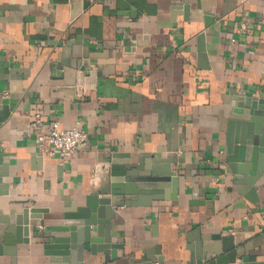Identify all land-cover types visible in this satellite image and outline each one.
<instances>
[{"label":"crops","instance_id":"obj_1","mask_svg":"<svg viewBox=\"0 0 264 264\" xmlns=\"http://www.w3.org/2000/svg\"><path fill=\"white\" fill-rule=\"evenodd\" d=\"M247 96L264 97V0H0V226L42 209L24 241L0 239V264H187L204 237L235 235L249 252L235 264L264 262V193L224 172ZM36 113L48 130L79 122L86 145L62 165L28 134ZM115 153L172 170L176 197L158 182L161 194L116 207L110 253L57 248L50 227L110 186Z\"/></svg>","mask_w":264,"mask_h":264},{"label":"water","instance_id":"obj_2","mask_svg":"<svg viewBox=\"0 0 264 264\" xmlns=\"http://www.w3.org/2000/svg\"><path fill=\"white\" fill-rule=\"evenodd\" d=\"M89 4L90 2L86 1L84 7H88ZM212 24L217 31L221 22H215L212 12H208L205 16V26ZM207 34L210 35V32ZM205 37V32L199 36V50L202 56L205 54ZM122 158L124 159L121 160ZM127 158L129 157L126 155L115 153L111 162L110 186L102 192L87 195L85 206L80 207L76 215L66 213L64 226L50 227L57 248H73L77 254H81L87 248L92 253L97 251L110 253L111 249L119 245L112 243L110 229L116 207L131 204L137 195L143 193L161 194L162 188H157L158 182L171 181L176 197L178 178L173 175L172 170L167 168L162 171L154 165L149 167L143 158L137 162H131V158L130 160ZM2 169L4 165L0 166V189L3 177L7 175ZM224 172L232 173L235 183L242 184L243 189H247L250 194L258 191L264 193V97L247 96L240 99L233 108L227 130V165ZM142 181L151 183V186L147 185L151 188L149 191L143 190L145 186L140 184ZM102 193H105L104 196H101ZM41 211V208L26 207L17 217L6 218L7 226H0V239L14 245L24 241L29 236L30 218H41ZM93 226H97L96 235H92ZM54 230L64 232L63 236L53 234ZM211 238L213 237H204L198 242L196 249H192L187 264H235L237 259L248 256L249 252L240 246L239 236L224 237L221 245L216 241L211 242L214 240ZM114 253L112 250L113 255ZM79 259L82 260V256H79ZM148 261L142 264L153 263L151 258ZM70 264L75 262L70 260ZM239 264L264 262L244 261Z\"/></svg>","mask_w":264,"mask_h":264},{"label":"built area","instance_id":"obj_3","mask_svg":"<svg viewBox=\"0 0 264 264\" xmlns=\"http://www.w3.org/2000/svg\"><path fill=\"white\" fill-rule=\"evenodd\" d=\"M247 28V21H242L240 23V29L246 30ZM78 123L72 128H63L59 120H54L50 123L51 127L48 130L47 122L43 120L40 113H36L30 121L28 134H36L37 144L41 150L44 148L46 142L50 143L53 146V150L50 153L56 155L60 163L64 165L88 141L87 132ZM39 227L44 228L43 225H39Z\"/></svg>","mask_w":264,"mask_h":264}]
</instances>
